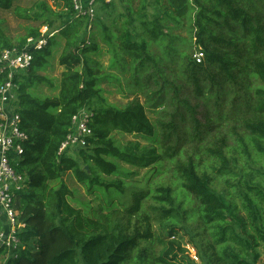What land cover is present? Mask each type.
<instances>
[{"label":"trees","instance_id":"1","mask_svg":"<svg viewBox=\"0 0 264 264\" xmlns=\"http://www.w3.org/2000/svg\"><path fill=\"white\" fill-rule=\"evenodd\" d=\"M165 1L157 0L152 17L146 14V4L135 15L128 14L126 25L119 30L120 48L115 45L119 25L109 26L104 20L103 14L110 12L109 3L97 7L94 19L78 14L73 0H59L55 6L43 0L33 12V17L52 31L59 23L56 35L64 39L59 56L61 87L54 97L32 93L38 83L49 81L38 71L53 57L57 44L53 35L42 49L32 50L31 68L16 77L23 128L29 135L15 163L29 177L27 186L18 192L16 204L27 227L19 234L17 248H0V264H183L178 260L175 241L154 257L141 248L142 241L153 236L147 209H153L154 218L170 225L172 236L180 232L178 224L197 215L208 242L200 254L203 264H260L264 255V0ZM0 7L32 17L14 0H0ZM188 14L191 37L205 53L201 63L175 46L180 37L172 30ZM39 28H30L18 44L0 28V52L22 46L29 36L38 37ZM98 29L114 53L110 70L120 64L131 71L127 87L137 98L124 106L106 102L102 95V83L123 85V80L110 70L103 72L102 62L94 57L101 51ZM154 42L162 44L168 66L177 62L183 66L180 77L169 73L161 58L150 52ZM205 75L212 78L211 87L220 88L218 93L208 91L210 79ZM3 79L1 74L0 84ZM225 82L236 94L230 112L225 105L227 94L221 90L231 95ZM149 87L153 91L146 92ZM203 98L213 99L214 112L199 111ZM83 107L93 112L88 147L75 156L58 158L72 117ZM226 111L241 119L231 129L236 149L246 155L249 168L240 169L238 157L227 150L225 139L229 137L217 123L213 146V126ZM150 113H156L155 119ZM200 115L205 116V122ZM114 132L140 139L122 142ZM206 135L212 143L206 151L211 160L208 170L199 171L187 151L184 158H176L185 150V139L203 141ZM166 159L173 163L171 170L181 182V194L192 195L194 206L165 183L152 187L146 182L132 184L107 177L137 174L123 168L122 162L136 168L150 167L158 175ZM210 168L225 177L226 187L214 186ZM70 172L94 201L73 205L75 193L65 180ZM149 199L155 203L146 204ZM135 216L139 223L132 227ZM178 250L185 251L181 246Z\"/></svg>","mask_w":264,"mask_h":264},{"label":"rangeland","instance_id":"2","mask_svg":"<svg viewBox=\"0 0 264 264\" xmlns=\"http://www.w3.org/2000/svg\"><path fill=\"white\" fill-rule=\"evenodd\" d=\"M49 4H53L54 6L56 5V0H47ZM165 1V0H162ZM43 0H14V4L18 6L19 8L22 9V12L27 15H32L34 11L39 10V7L42 5ZM58 2V1H57ZM98 7H106L104 5L105 3L101 0H98ZM149 2V3H148ZM151 2V4H150ZM157 0H114L110 4V12L108 14H103L106 19L105 22L109 26H113L114 24L119 25L118 26V32L117 36L119 39H116L115 45L117 48H120V36H121V30L125 25L128 20V14L131 12L132 15H135L139 10L142 11L143 4H146L147 8V13L148 17H152V13H154V9L157 7L156 4ZM165 4H168L165 1ZM97 8V7H96ZM172 25V23H170ZM42 25L41 20L35 19L32 15V17H24L20 16L16 13V11L13 9H3L0 7V28L1 30L6 34L7 37H9L14 44H18L20 38L24 37L28 30L30 28H39ZM59 23L57 22L55 24V30L56 34H59V30L57 26ZM97 28V25L95 24L94 26V31ZM120 28V29H119ZM191 23L189 22V14L183 18H181V23L179 27H175L172 31L176 35L180 37V40H178V44L176 43L175 46L177 47L178 51H184L188 52L192 57H194V54L196 53L197 50H199V46L195 43L196 39L191 37ZM98 33L97 39L99 40L100 43V50L101 51H96L99 53V55H95L94 57L103 64V72H107L110 70L111 66V61L114 57V53L112 52V47L108 44H106V40L102 38V34L99 35V29L96 31ZM55 34V35H56ZM113 34V33H111ZM56 35V36H57ZM117 37V38H118ZM183 39V40H182ZM57 44L53 46V57L49 58L48 61L45 63V68L40 69L38 73L42 76H46L49 81H42L37 84V87L32 89V93L34 95H37L41 98H45L46 96L49 97H54L55 95L58 94L60 87H61V73L63 70V66L59 64V56L62 52L63 44H64V39L61 36H57L56 38ZM162 44L158 45L155 42L151 43L150 45V52L153 53L154 55H157V57L161 58L162 64L165 67H168V72L172 73L174 75H178L179 77L181 76L183 70V66L180 63L176 64H168V60L164 58V52L163 48L161 46ZM175 56L177 54L175 53ZM174 59H178L175 57ZM205 59V58H204ZM109 72H113L122 78V84L117 83L116 81H113L114 83H102V95L106 102L112 103L114 105L118 106H124L126 103L131 100L132 98H137L136 94H132L130 91L131 88L128 86L127 87V77L131 75V71H125L120 64L116 65L111 69ZM173 78V77H172ZM204 78L210 79L209 82V87L208 91H211L213 94L218 93L217 88L211 87L213 85V80L210 78L208 75H205ZM185 81V80H184ZM216 85V81H215ZM54 86V87H53ZM226 88L231 92V95L224 89V92L227 94V100H226V108L227 110L231 111L234 109L235 106L232 105L233 99L236 96L235 93H232V88L230 84L225 82ZM193 88L191 89V96H194V91L197 93L194 87V91H192ZM220 90V88H218ZM153 89L149 87L146 92H151ZM207 91V92H208ZM129 94H132L131 96H128ZM221 94V91H220ZM128 96V97H127ZM140 99L142 101L144 100L143 94L140 95ZM222 98V95H221ZM203 103L199 107V111L202 112L204 109H209L212 111V106H214L213 99L211 100H206L203 98ZM229 111V112H230ZM214 112V110L212 111ZM229 112L223 113V117H218V122L216 121L213 128V146L214 143L217 141L215 140V137H217L216 134V123L217 125L220 126L221 130L223 133L229 137V140L226 138V144L228 145L227 150L230 151L231 155L238 157L239 159V167L241 168H249L250 166L246 163L247 157L245 154L239 152L236 148L238 146L236 137L232 133L231 127L235 125L238 120L241 121L240 118H236L234 115H228ZM150 116L152 119H155L156 113H150ZM239 116V115H238ZM200 118L202 119L203 122H205V116L200 115ZM165 119H167L165 117ZM241 123V122H240ZM221 124V125H220ZM183 136H187L186 133L181 132ZM115 137L122 141L125 142L127 140H132V139H140L137 137H134L131 134H123L119 132H114ZM221 135V132L219 133ZM185 150L181 152L180 154L176 155V158H184L185 157V151L189 152L188 154H192L193 157L195 158V162L197 164V167L199 171L203 172L204 170H208V168L211 166L210 163V158L208 157V154L206 153L207 147L212 146L211 140H208V135L205 136V139L203 141H197V142H191L187 139H185ZM143 143L146 144L145 140H142ZM200 147V148H199ZM199 148V149H198ZM197 151V152H195ZM236 154H235V153ZM78 157V156H77ZM262 161V160H261ZM80 162L82 160L80 159ZM264 163V162H262ZM120 165L123 168H127L130 172H137V174L131 175L128 178H124L118 175H112V176H107L108 179H116V178H123L130 183L134 184L135 182H146L150 186H157L161 183H165L167 185L173 186L176 188L177 191V196L182 199V200H188V204L191 206L195 205L193 196L188 194L187 196H183L181 194L182 192V187H181V182L177 178V176H174V172L171 170L173 168V163L168 159L165 160L164 164H162L161 168L163 171H161L160 174L155 175L152 172V168L150 167H140L136 168L133 166H130L124 162L120 163ZM211 175L213 176V184L217 188H224L226 187V183L224 182L223 176H220L215 169L210 168L209 169ZM65 180L69 187L74 191V196L72 200V203L74 206H81L82 204H88L94 201V199L91 197V195L88 194L86 187H84L83 184L79 183L77 179L74 177L73 173H68L65 177ZM141 183V184H142ZM228 188H234L231 186H228ZM70 199V198H69ZM148 205L154 204L155 200L154 199H149L145 202ZM95 206V204H92ZM147 212L151 214L150 216V224L152 228V234L153 236L151 238H148L147 241H142L141 248L147 249L149 256H157L159 255L162 250L164 249L165 245L168 244L170 241H175V248L176 252L178 253V260L184 261L183 264H187L188 262L192 261L195 264H203L205 261L202 260L200 257V254L202 251L207 249V236H205L206 231L202 228V226H199V222L196 216L189 217L188 221L186 220L182 224H178V228H180V232L176 234L175 236L170 235L169 233L171 232V227L167 223H162L160 222L159 218H154L155 212H153V209H147ZM20 213L21 218L22 213L18 210ZM193 215V213H192ZM24 219V218H23ZM138 218L135 216L133 218V223L132 227L138 224ZM189 225V228L186 226ZM178 246H181L185 251L181 252L178 250ZM261 250V249H260ZM211 252V249L209 253ZM194 256H197L198 259L194 258ZM216 258V255H212V257ZM224 264V263H221ZM260 264H264V255L262 253L261 258H260Z\"/></svg>","mask_w":264,"mask_h":264},{"label":"built area","instance_id":"3","mask_svg":"<svg viewBox=\"0 0 264 264\" xmlns=\"http://www.w3.org/2000/svg\"><path fill=\"white\" fill-rule=\"evenodd\" d=\"M59 0H56V2ZM98 0H73L78 14L95 18ZM111 4L114 0H101ZM53 5V4H52ZM56 34L48 25L39 28V36H29L22 46L4 48L0 52V75L4 79L0 84V248L15 249L19 246L20 232L26 229L27 222L18 212V192L23 190L29 181L28 175L21 173L15 163L24 152L25 142L29 139L23 128V121L18 104L16 77L27 71L34 62L33 49H42L48 43V37ZM194 58L198 63L204 61L202 49L196 51ZM93 112L81 108L72 117V126L58 149V158L64 155H77L87 149L91 137ZM194 258L198 259L197 256Z\"/></svg>","mask_w":264,"mask_h":264}]
</instances>
